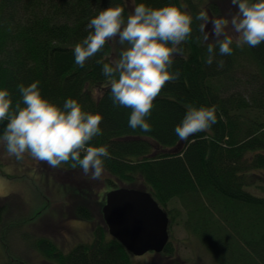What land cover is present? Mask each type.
<instances>
[{"label": "trees", "instance_id": "1", "mask_svg": "<svg viewBox=\"0 0 264 264\" xmlns=\"http://www.w3.org/2000/svg\"><path fill=\"white\" fill-rule=\"evenodd\" d=\"M140 3L152 8L186 5L193 17L192 35L180 45L184 55H176L170 69L181 75L166 84L146 118L151 131L129 127L131 109L114 104L102 71L103 63L119 59L127 45L116 38L84 67L75 63L74 46L91 31V19L117 6L127 18L132 14L127 0H0V90L9 91L14 106L21 99L18 85L39 81L42 95L58 106L72 98L85 111L101 114L102 134L90 145L108 146L111 157L104 159V173L113 189L147 187L172 224L184 213L185 229L217 264H264V42L243 49L233 45L230 56L219 55L217 48L208 65L209 42L199 31L203 21L195 18L201 11L209 18L218 16L217 0H134V6ZM249 63L260 72L247 70ZM242 78L248 94L236 88ZM188 104L216 106L217 123L181 140L175 128ZM7 122H0V136ZM71 163L61 167L82 170ZM76 194L69 209L76 218L97 222L94 239L67 253L44 237L35 239L34 246L56 264H134V255L109 233L102 213L106 200L95 198L90 189ZM8 198L0 197L5 200L0 221ZM176 202L183 213L168 208ZM169 230L171 236V224ZM166 253L174 254L170 241L161 254Z\"/></svg>", "mask_w": 264, "mask_h": 264}, {"label": "clouds", "instance_id": "2", "mask_svg": "<svg viewBox=\"0 0 264 264\" xmlns=\"http://www.w3.org/2000/svg\"><path fill=\"white\" fill-rule=\"evenodd\" d=\"M238 9L230 18L210 19L201 11L196 20L207 44L205 63L212 65L219 55H232L233 45L243 49L264 42V0H231ZM186 5L152 8L137 4L127 18L124 8L108 7L89 24L91 31L74 46L75 63L84 67L87 60L103 51L109 41L119 39L127 47L119 59L103 63V74L109 78L114 104L131 109L129 127L151 131L146 118L154 108V101L166 84L179 79V71H171L176 55L183 56L180 47L193 32V17ZM211 23V32L206 26ZM229 30L233 34H229ZM101 62V61H98ZM224 61L218 62L223 67ZM21 99L13 106L7 89L0 90V122L8 121L0 136L8 154L22 159L25 153L52 168L72 162L85 175L100 180L105 172L104 159L110 158L108 146H91L90 142L102 134L103 116L83 109L77 100L69 98L63 107L42 95L39 81L18 85ZM23 105V106H22ZM187 111L175 132L181 140L207 132L217 123V108L185 106Z\"/></svg>", "mask_w": 264, "mask_h": 264}, {"label": "rangeland", "instance_id": "3", "mask_svg": "<svg viewBox=\"0 0 264 264\" xmlns=\"http://www.w3.org/2000/svg\"><path fill=\"white\" fill-rule=\"evenodd\" d=\"M127 2L132 13L134 0ZM217 7L220 14L210 19L230 18L238 11L231 0H217ZM211 29L212 24L209 23L205 31L211 32ZM229 34L233 33L229 30ZM213 38L210 36L207 42L214 43ZM112 56L115 57L114 54ZM245 68L260 72L254 63L245 65ZM246 82L242 78L236 88L248 94ZM94 95H98L97 90H94ZM106 178L105 173L100 180H93L82 170L68 171L61 166L52 168L28 153L18 160L0 144V197H9L0 221V264H56L34 246L35 239L42 237L54 241L65 253L80 243L91 242L97 222L76 218L69 208L78 190L90 189L95 198L102 202L106 200V194L113 189ZM4 201L0 200L1 203ZM174 206L179 212H184L178 202L169 204L168 208ZM174 213L177 215L178 212ZM183 217L184 213L178 214L175 223L171 222L170 242L174 254L146 253L134 256V264H217L199 240L187 232Z\"/></svg>", "mask_w": 264, "mask_h": 264}, {"label": "water", "instance_id": "4", "mask_svg": "<svg viewBox=\"0 0 264 264\" xmlns=\"http://www.w3.org/2000/svg\"><path fill=\"white\" fill-rule=\"evenodd\" d=\"M102 213L110 235L134 256L161 253L170 241L169 214L147 189L129 185L112 189Z\"/></svg>", "mask_w": 264, "mask_h": 264}, {"label": "flooded vegetation", "instance_id": "5", "mask_svg": "<svg viewBox=\"0 0 264 264\" xmlns=\"http://www.w3.org/2000/svg\"><path fill=\"white\" fill-rule=\"evenodd\" d=\"M148 253H156V252L151 251V252H148ZM158 254L160 255L161 253H158Z\"/></svg>", "mask_w": 264, "mask_h": 264}, {"label": "bare ground", "instance_id": "6", "mask_svg": "<svg viewBox=\"0 0 264 264\" xmlns=\"http://www.w3.org/2000/svg\"><path fill=\"white\" fill-rule=\"evenodd\" d=\"M169 214V213H168ZM169 217H170V215H169ZM170 224H171V218H170ZM169 229H170V226H169Z\"/></svg>", "mask_w": 264, "mask_h": 264}]
</instances>
